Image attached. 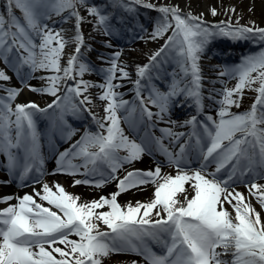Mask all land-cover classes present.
Listing matches in <instances>:
<instances>
[{
    "label": "snow or ice",
    "instance_id": "obj_1",
    "mask_svg": "<svg viewBox=\"0 0 264 264\" xmlns=\"http://www.w3.org/2000/svg\"><path fill=\"white\" fill-rule=\"evenodd\" d=\"M5 8L7 19L0 13V59L24 87L52 97L45 107L33 101L16 103L22 89L0 84V91L6 93L0 96V153L7 157L9 176L27 186L26 181L40 183L46 174L38 119L49 120L50 142L56 133L71 141L78 130L68 118L90 116L97 130L86 128L70 148L58 154L56 170L48 174L82 176L73 180V186L103 188L115 182L116 190L81 201L59 183L52 187L44 183L40 191L33 189L50 207L28 193L0 198V203L8 205L0 208V264H105L119 254L141 257L143 264H264L261 215L234 187L246 185L249 195L256 196L264 209V184L256 182L264 179V27L254 22L241 25L239 16L235 25L231 17L212 24L204 20L203 13L194 15L177 4L148 0H110L109 5L100 6L92 0H6ZM14 8L22 12L23 23ZM138 8L159 13L155 28L148 33L150 39L171 34L147 56L146 63L135 65V79L127 64L121 63L122 50L107 57L101 54V62L109 66L96 70L81 51L92 50L91 45H85L82 23H91L93 31L108 38L104 47L112 49L114 38L121 34L117 25L124 23L123 16L116 20L117 12L134 16ZM209 12L217 15L214 7ZM225 12L235 13V8ZM53 16L59 17L55 23L60 24L74 20L69 39L63 28L57 30L48 23ZM141 31L146 30L141 26ZM139 38L144 39L142 35ZM216 38L252 41L260 51L242 57L238 65L223 67L219 72L222 87L217 89V81H210L212 87L205 97L200 61ZM70 42L74 48L62 67L61 56ZM161 61H171L178 69L168 74L167 91L154 83L164 79ZM39 71L54 74L37 77ZM94 72L102 76V83L83 79ZM30 79H41L45 86L33 87L27 83ZM11 80L0 69V82ZM231 80L236 83L229 87ZM124 81L132 84L131 101L119 91L126 86ZM254 84L258 86L252 88ZM246 87L256 93L253 102L245 111H231L240 107ZM93 88L99 90L95 99L90 93ZM96 100L101 102L102 115L93 111ZM206 100L215 117L205 111ZM185 104L195 114L181 124L172 118V112ZM160 123L169 127L160 128L162 135L157 137L154 131ZM122 124L136 133L139 143L130 139ZM179 127L191 131L174 130ZM149 128L152 133L145 131L139 136ZM173 142L175 147H171ZM155 152L164 160L156 161L154 170H127L145 154ZM165 164L175 168V175L162 174ZM122 170L125 175L121 177ZM149 184L154 191L148 201L123 206L117 202L119 194ZM14 199L17 203H8ZM226 203L230 210L224 207ZM73 236L78 239H71ZM153 246L159 247L161 254Z\"/></svg>",
    "mask_w": 264,
    "mask_h": 264
},
{
    "label": "bare ground",
    "instance_id": "obj_2",
    "mask_svg": "<svg viewBox=\"0 0 264 264\" xmlns=\"http://www.w3.org/2000/svg\"><path fill=\"white\" fill-rule=\"evenodd\" d=\"M152 1H157V0H152ZM208 1L209 2L211 1V3L214 2L215 8H217V9L222 8L221 9V10H223L222 18H225L224 20L229 19L228 15L230 13V12H225V9L234 7L235 13H233V14L235 16H239L240 19H242L244 17L247 18L249 16V14L247 13L246 10L253 8V10H255L258 13V16L262 18V23L257 24L256 26H258V27L264 26V0H163V4H168V3L177 4V5H179V7L182 10L191 11L194 15H199L200 13H203L204 20H207L209 18V15L207 12H209V8L213 7L212 4H211V6H208ZM227 6H229V7H227ZM109 11H112V9L109 8ZM250 16H251V14H250ZM58 20H59V17L55 16V18L48 21V23L50 25H54L58 29L60 26V23H55ZM231 21L232 22L236 21V19L231 18ZM125 22H129V21L127 19H125ZM239 22L241 23V20ZM123 27H125L124 28L125 33H123V35H122L123 39L128 40L131 38V41H133V42L136 39L134 44L140 45L141 39L139 37H140L141 28H138V27L135 28L133 26L131 27L130 24H127V25L124 24ZM93 34L95 35L94 38H96L100 42L103 41V42L107 43V41H108L107 37H103V36L99 35L98 33H96L95 31L93 32ZM145 36H146V34L144 35V39L145 40L148 39V37H145ZM122 37L120 39H122ZM118 39H119V37H116V38H114L113 41H116ZM220 39H219V42L216 43V44H218V45H216V48H218V49H215L212 52V55H210L209 58H207L206 63H203L200 61L203 77H205L206 74H209L211 67H212V63L210 61L213 60V57L221 58L225 54L223 52H226V51H223V49H221L219 45H223L222 46V48H223L224 46H227L228 43L226 44V42H222V40H220ZM37 43H39L38 40H37ZM253 46H257V44L253 43L252 41L242 40L240 49H242V48L246 49L247 48V49L252 50V49H254ZM152 47H154V46H152ZM149 49H152V48L151 47L148 48V50H147L148 52H149ZM154 49H157V47L155 46ZM107 50H109L111 52H115L114 48L107 49ZM147 51H145L146 54L148 53ZM71 52H72V50L68 51L67 47H65L63 54L61 56V66L62 67L64 66V64L68 58V55ZM143 52L144 51H141V52L137 51L136 55H135V53H130L129 48H127V50L123 52L124 55L121 58V63L127 64V66H128L127 70L130 72L132 79H135V65L134 64H136L141 59L140 57H138V55H142ZM105 66L108 67L109 65L105 63ZM171 66L175 67V63L172 62ZM1 69H4L7 72V74L10 76L11 73L7 68L4 67ZM43 73L51 74L49 72L39 71V72L35 73V75H41ZM52 74H54V73H52ZM209 75H210L209 76L210 81H212V80L217 81L215 84V87L217 89L221 88L222 84L219 82L220 81L219 76L214 75V74H209ZM40 81H41V79H36L33 82V85L35 87H39L40 84H38V83H40ZM124 83L126 85L125 87H127V86H129L130 88L132 87V85L130 86V82L124 81ZM154 83L162 91L168 90L169 82H167L165 79L156 80ZM232 83H230V84H232ZM228 86H229V82H228ZM209 87H212L211 83H208L206 85V89H208ZM90 93L94 99L98 95V91L94 88L90 89ZM206 93L207 92H205V94ZM34 96H35V94H32L28 89L24 88L21 91L20 95L17 97V100L15 102L16 103H27L29 101H33ZM39 99L40 100H38L35 103L37 105H39V107H45L46 104L51 102L52 97L49 100H46L43 97H40ZM97 102H98V100H96V103ZM206 110L208 111V114L213 115L214 117L216 116L215 111L211 112L208 109H206ZM193 114H194V111L192 113L191 108H189L186 104L183 107H175L173 109V112H172V118L174 120H178L182 124L185 119H187L190 115H193ZM160 125L162 128L169 127V125L167 123H160ZM122 127H124L125 132H128L126 125L122 124ZM174 130L179 131V132H188V131H185V127L175 128ZM158 133H159V131H158ZM158 135L160 136V134H158ZM44 137H45V133L43 132L41 144L44 142L43 141L45 139ZM164 141L168 145L169 142L166 139ZM172 147H175L174 143H173ZM43 148L44 147L42 146L41 147V153H42L43 157H46L48 159L52 158V155L44 154ZM50 160H52V159H50ZM45 167L46 166H44V170H46V171L49 170L50 168H52V167H50V168L46 169ZM129 167H131V168H146V169L152 168L154 170L155 164L152 161H150L149 159L142 157V159L140 161L134 162L132 164V166L131 165L127 166V168H129ZM162 172L164 174L171 173V174L175 175L176 170L173 168L167 169L166 167H163ZM45 173L46 174L43 176V180L41 181L40 184H37L34 186L30 185L29 187L24 188L23 186H20V183L17 179H13L9 176L8 169H7L6 165L0 164V198H2L4 196H8V195H11L13 197H22L25 193H28V194H33L34 199L38 203H41L46 207H50L46 204V202L40 201L38 196H35L33 189H35L36 191H40L42 188V185L44 183L49 184L50 187H52L54 183H59L61 186L64 187V189L67 192L72 193L73 195L79 196L81 198V201H90L92 199H97L101 195H108L109 193L116 190L115 184H113L111 182V183L105 184L103 188L90 187L91 189L89 191H86V190H82L81 187H79V186H73L71 180L69 179V176H67V178H66L62 175H49L48 172H45ZM120 173H122V171ZM26 182H28V181H26ZM256 182H258L260 184H264V179H259ZM234 187L236 188L237 191H239L243 194V196L245 198V202L251 203L253 208H255L256 211L258 213H260L262 223H264V209L260 208V205L257 203L256 196L249 195L248 187L246 185H244L243 183H240L238 185H234ZM53 190H55V189L53 188ZM153 191H154V187H151L149 185L142 186L139 189L133 188V189H130L126 192L119 194L117 196V202L121 206L127 204L128 202H131L133 205H135L136 201L145 202V201H148L152 197ZM253 191H256V190H253ZM8 203L14 204V203H17V200L14 199L12 201H9ZM233 203H235V201H233ZM6 206H8L6 203H0V208L6 207ZM224 207L226 209H229V210L231 208V206L228 205L227 203L224 205ZM101 210L106 211L107 209L105 208V209H101ZM232 214L234 215V213H232ZM102 230L107 231L106 228H102ZM70 238L71 239H78L77 237H74V236L70 237ZM59 246L62 248L64 247L63 245H59ZM154 247H155V250L157 251L158 254H160L162 252V250L159 247H157V246H154ZM132 260H138V261H140V264H143L142 258H140L138 256L134 257L131 254L130 255H127V254L113 255L110 259L106 260L105 264H130V262Z\"/></svg>",
    "mask_w": 264,
    "mask_h": 264
},
{
    "label": "rangeland",
    "instance_id": "obj_3",
    "mask_svg": "<svg viewBox=\"0 0 264 264\" xmlns=\"http://www.w3.org/2000/svg\"><path fill=\"white\" fill-rule=\"evenodd\" d=\"M93 3H95L96 5L100 6V5H109L110 3V0H92ZM149 3H155V4H161L163 3V0H157V1H152V0H148ZM0 3H1V0H0ZM212 6L215 8V3H211V1L209 2L208 1V6ZM229 7V6H227ZM15 9V8H14ZM222 8L220 9H217V15L216 16H212L210 14V12H207L208 15H209V18L205 21L209 22V23H216L220 20H224L225 18H222V13H223V10H221ZM18 10V12L22 13L19 9H16ZM182 10V9H181ZM81 11V14L84 15L85 17H87V12L84 10V9H80ZM185 11V10H183ZM247 13L249 14V16L246 18H242L240 19L241 20V25H247V26H252L250 22H254L255 25L257 24H260L262 23V18L258 16V13L253 10V8H250L248 10H246ZM156 16L159 17V13L156 12ZM251 14V16H250ZM66 15V13H65ZM23 16V15H22ZM122 15H119V16H116V18H121ZM220 16V17H219ZM229 17H231L232 19H236L237 16H235L232 12L229 13L228 15ZM124 17V16H123ZM133 17V18H132ZM55 16H53L52 19H54ZM131 18V19H130ZM130 20L131 22L130 23H125L126 25L127 24H130V25H134L138 28H141V26L143 27V29H145L146 31H140V36L141 34L144 35L146 34L145 37H148V39H141V44L140 45H135L133 41H131V38L130 39H123L122 35L123 33H125V30L123 27L124 23L121 24V25H117L120 27V30H121V34L118 36L119 39L116 40V41H113L114 43V50H122L123 52L127 50V48H129L130 50V53H135L136 55V52H141V51H144L142 55H138V57H140L141 59L136 63V64H141L142 62H144L147 58V56L149 54H151L152 51H155V46L157 47V49L164 44V40L167 39V36L171 34V32H167L164 34V36L162 37H159L155 40L153 39H150L149 38V35L148 33H150L154 28H155V24H156V20L157 18H150L148 16H144L143 13L142 14H135L134 16H130ZM88 19H91L90 17H88ZM23 23V21H21ZM115 23V21L113 22ZM233 25H235L236 21H233L232 22ZM73 27H74V20H71V21H68L67 23H63V24H60L59 28L56 29L59 30L60 28H63L65 31H64V36L66 39H69L72 35H73ZM264 27V26H262ZM81 32L83 34V38H84V42H85V45H91V51H86L85 49H82L81 51L83 52L84 54V58L96 69V70H99L101 68H105V63H102L101 60H100V55L103 54L105 57L109 56L110 54H113L114 52H111L109 50H107V48L104 47V44L106 42H100L99 40H97L96 38H94V34H93V25L91 23H87V22H84L82 23L81 25ZM122 37V39H120ZM95 39V40H94ZM219 39L220 38H216L214 39L211 44L208 46L205 54L203 55L202 57V60L201 62L203 63H206V60L207 58H209L210 55H212V52L215 50V49H218L216 48V43L219 42ZM220 40H222V42H226V44L228 43L227 46H224L222 48L223 45H219L221 49H223V51H226V52H223L225 53L221 58H218V57H213V60L210 61L212 63V67H211V70L209 72V74H215V73H218L220 72V70L227 66L229 68L235 66V65H238L241 63V60H242V57H245V56H248L250 54H254V53H257L260 51V46L257 45V46H253L254 49L250 50V49H240L241 48V42L242 40L240 41H233L231 39H228V38H221ZM154 46V47H152ZM68 51L69 50H73L74 48V44L73 43H69L66 45ZM152 48V49H149V52L147 51L148 48ZM22 51V50H21ZM147 51L148 53L146 54ZM26 55V53H25ZM162 63V66H163V71L161 72V75L162 77H164V79L167 80V82H171V76L168 75L169 73L173 72V71H178L176 65L175 67L171 66V61H169L168 63H163V61H161ZM134 64V65H136ZM6 67L3 59H0V69L1 67ZM7 68V67H6ZM11 70V68H8ZM25 71H27V68H25ZM11 73H12V80L11 82H0V84H3L4 86L6 87H15V88H23L24 85L21 83L20 79L17 78L15 72H13L11 70ZM209 74H206L205 77H204V81H208L207 79L209 78ZM46 75H52L51 74H41V75H36L37 77H40V76H46ZM155 75V73L153 74ZM255 75V74H254ZM84 80H87V81H91L93 83H102L103 82V78L101 75H98L96 74L95 72L94 73H89V74H85L84 77H83ZM227 79V78H226ZM36 79H30L27 81L28 84H30L31 86L35 87L33 85V82L35 81ZM233 81L232 84H230L231 82ZM236 83L235 80H231L229 81V87H232L234 86ZM40 84L39 87H36V88H41V87H44L45 86V81L43 82V80L40 81ZM131 84V83H130ZM258 84H254L252 86V88H255L257 87ZM96 89V88H94ZM98 92L99 90L96 89ZM32 94H35V96L33 97V102H37L38 100H40L39 98L40 97H43L44 99L46 100H49L51 99V96L49 95H46V94H40V93H36V92H32L30 91ZM121 92L124 93V99L126 100H129V95H130V92H131V88L130 89H126V88H123V90H121ZM255 93V91L249 89V88H245L243 90V95H242V100H241V103H240V107L239 108H236V107H233L231 109V111L233 112H241V111H245L247 109V106H248V103H249V100L252 98L253 94ZM2 95H6V93L0 91V96ZM101 102H97V106L93 109V111H96L98 114H102V109L101 107L99 106ZM39 106V105H38ZM215 111L214 109L211 111L213 112ZM39 124V123H38ZM39 126V125H38ZM46 138L48 139V134L46 133ZM122 155H124L125 153H121ZM3 156V155H2ZM3 160L4 161H7V157L4 155L3 156ZM162 160H164V157L162 158ZM167 169H170L169 167H167ZM162 174H164L162 172ZM71 182L72 180H74V177H71L70 178ZM149 186L151 187H154L153 185L149 184ZM81 187L82 190H86V191H89L91 188L90 187H93V186H86V185H82V186H79Z\"/></svg>",
    "mask_w": 264,
    "mask_h": 264
},
{
    "label": "trees",
    "instance_id": "obj_4",
    "mask_svg": "<svg viewBox=\"0 0 264 264\" xmlns=\"http://www.w3.org/2000/svg\"><path fill=\"white\" fill-rule=\"evenodd\" d=\"M5 2H6V0H1V8H2V13L4 14V13H6V10H5Z\"/></svg>",
    "mask_w": 264,
    "mask_h": 264
}]
</instances>
